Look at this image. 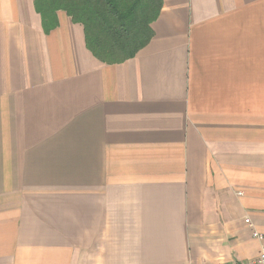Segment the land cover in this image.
Wrapping results in <instances>:
<instances>
[{"label":"crops","instance_id":"0c3cea01","mask_svg":"<svg viewBox=\"0 0 264 264\" xmlns=\"http://www.w3.org/2000/svg\"><path fill=\"white\" fill-rule=\"evenodd\" d=\"M56 16L0 0V264L255 260L264 0H161L119 63Z\"/></svg>","mask_w":264,"mask_h":264},{"label":"trees","instance_id":"16d2710c","mask_svg":"<svg viewBox=\"0 0 264 264\" xmlns=\"http://www.w3.org/2000/svg\"><path fill=\"white\" fill-rule=\"evenodd\" d=\"M45 30L57 26L56 12L81 23L87 48L105 63L132 58L151 37L150 23L161 0H33Z\"/></svg>","mask_w":264,"mask_h":264},{"label":"built area","instance_id":"2783aa9c","mask_svg":"<svg viewBox=\"0 0 264 264\" xmlns=\"http://www.w3.org/2000/svg\"><path fill=\"white\" fill-rule=\"evenodd\" d=\"M245 222L251 225L248 218L245 219ZM252 236L261 242L258 255L255 260L251 261L248 264H264V235L261 232H258L254 228L251 229Z\"/></svg>","mask_w":264,"mask_h":264}]
</instances>
